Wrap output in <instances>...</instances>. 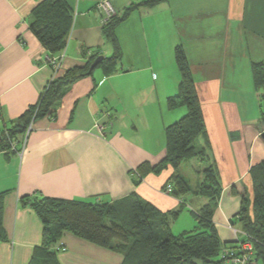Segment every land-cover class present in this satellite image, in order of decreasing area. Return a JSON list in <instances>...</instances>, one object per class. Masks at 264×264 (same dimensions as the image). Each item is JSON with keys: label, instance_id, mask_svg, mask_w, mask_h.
I'll use <instances>...</instances> for the list:
<instances>
[{"label": "crops", "instance_id": "1", "mask_svg": "<svg viewBox=\"0 0 264 264\" xmlns=\"http://www.w3.org/2000/svg\"><path fill=\"white\" fill-rule=\"evenodd\" d=\"M41 1L0 0L1 124L17 123L53 75L84 65V50L87 56H111L114 51L102 30L99 0H67L73 26L55 74L46 62L50 52L30 28ZM136 1L112 0L118 13ZM116 34L123 51L117 70L106 73L97 67L67 88L55 115L33 123L23 153L0 151V192L7 191L4 226L9 235L0 242V264H29L42 241V222L29 205L20 203L24 195L111 202L135 192L162 211L180 210L172 222L178 234L196 226V213L208 202L196 189L210 165L222 187L214 213L219 236L225 242L242 239L236 215L242 196L249 202L254 197L252 169L264 161L261 88L252 70L253 63L264 62V0H164L135 9ZM177 45L187 54L204 111L205 132L194 146L205 156L138 181V166L157 164L164 157L166 127L187 112L185 106H168L180 80ZM175 172L194 186L181 197L165 191ZM183 214L190 217L188 224L177 223ZM58 243L63 247L57 254L61 264L124 260L122 253L71 232Z\"/></svg>", "mask_w": 264, "mask_h": 264}, {"label": "trees", "instance_id": "2", "mask_svg": "<svg viewBox=\"0 0 264 264\" xmlns=\"http://www.w3.org/2000/svg\"><path fill=\"white\" fill-rule=\"evenodd\" d=\"M164 0H140L129 4L122 13L114 14L102 27L103 33L113 45L111 56H104L95 67H103L106 73L117 70L122 58V47L116 29L135 9L142 6L152 7ZM73 11L67 0H42L33 10L30 28L50 52L61 55L67 46L73 26ZM82 66L70 68L63 76L50 79L34 105L26 109L19 121L10 126L0 121V151L19 150L22 136L29 125L36 119L54 116L56 105L74 82L90 75L92 63L99 57L98 53L87 56ZM175 57L180 72L178 92L168 97L170 109L185 106L187 112L177 121L166 127V153L157 163H141L136 169L138 181L150 173H160L171 166L178 169L185 162L196 157H203L204 151L194 146L196 138L205 132L204 111L192 73L187 54L182 45H177ZM253 77L256 86L261 88L262 121L264 125V62L253 63ZM264 130V126H263ZM16 138V144L13 141ZM204 179L196 192L208 198V202L196 213L197 224L193 229L181 233L172 230L173 220L180 210L166 212L153 203L144 200L132 192L126 197L111 202L83 199H66L51 196L24 195L20 198L22 205H29L40 218L42 241L33 251L29 264H61L56 246L65 232L99 246L116 250L123 254L122 264H223L221 254L226 248H238L243 240H251L257 259L264 261V161L252 169L254 180L253 217L248 216V198L242 196L241 208L236 215L244 222L242 239L222 242L214 213L218 206L222 190L218 172L213 165L203 170ZM171 193L181 197L192 186L181 174L175 172L170 182ZM7 191L0 192V242L9 240L4 226V208Z\"/></svg>", "mask_w": 264, "mask_h": 264}, {"label": "built area", "instance_id": "3", "mask_svg": "<svg viewBox=\"0 0 264 264\" xmlns=\"http://www.w3.org/2000/svg\"><path fill=\"white\" fill-rule=\"evenodd\" d=\"M99 11L102 13V23H107L110 18L117 13V10L112 2V0H99L98 3ZM64 54L61 55H48L46 57V62L51 64L54 68V73L56 74L59 68L62 65ZM55 78V75L51 79ZM33 128V122L29 125L26 132L24 133L21 141V145L17 153H23L25 145L27 142L28 135ZM16 140L13 141V144H16ZM167 193H171L172 186L169 184L165 190ZM243 240V239H242ZM240 246L236 249L226 248L223 250L221 257L225 259L230 264H251L252 263V254L254 256V249L252 242L249 240H243L239 244ZM58 250L62 249L61 245L56 246Z\"/></svg>", "mask_w": 264, "mask_h": 264}, {"label": "rangeland", "instance_id": "4", "mask_svg": "<svg viewBox=\"0 0 264 264\" xmlns=\"http://www.w3.org/2000/svg\"><path fill=\"white\" fill-rule=\"evenodd\" d=\"M261 90H259V94H261ZM260 97V96H259ZM260 99V104H261V97L259 98ZM23 137V136H22ZM15 140H16V138H15ZM193 175H194V177H193ZM193 175H191L192 176V178H191V180H192V182H195V173H193ZM192 186V185H191ZM192 188L194 189V186H192ZM248 198V197H247ZM253 200H254V197L251 199V201L250 202H248V205H247V209H248V216L250 217V218H252L253 217ZM218 204H219V201H218ZM185 214H183V215H181V218L178 220V222L177 223H189V221H190V217H186V218H184L183 216H184ZM233 224V223H232ZM185 227L186 228H191L190 227V225H189V227H188V225H185ZM230 227H232V228H234L235 229V227H234V225H231ZM243 227H244V222H240L239 220H238V222H237V228L239 229V230H241V235L242 234H244V231H243ZM175 230V229H174ZM176 232V231H175ZM221 238V237H220ZM222 240V239H221ZM249 241H251V240H249ZM222 242H225V241H223L222 240ZM252 242V241H251ZM252 246H253V248H254V245H253V242H252ZM252 263L251 264H264V261L262 260V259H257V257L255 256V252H254V256H253V254H252ZM200 264H203V263H200ZM217 264H219V263H217ZM223 264H230L229 262H227V261H225V263H223ZM250 264V263H249Z\"/></svg>", "mask_w": 264, "mask_h": 264}, {"label": "water", "instance_id": "5", "mask_svg": "<svg viewBox=\"0 0 264 264\" xmlns=\"http://www.w3.org/2000/svg\"><path fill=\"white\" fill-rule=\"evenodd\" d=\"M103 57L104 56H102V55H100L99 57H97V59L92 63V65L90 67V70L94 69L100 63V61L102 60ZM261 135H262V137L264 139V132H262Z\"/></svg>", "mask_w": 264, "mask_h": 264}]
</instances>
